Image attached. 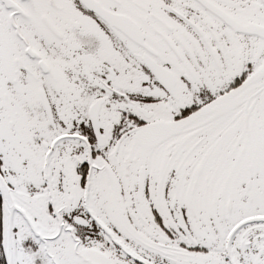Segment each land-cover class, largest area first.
I'll return each mask as SVG.
<instances>
[{
  "label": "snow or ice",
  "instance_id": "snow-or-ice-1",
  "mask_svg": "<svg viewBox=\"0 0 264 264\" xmlns=\"http://www.w3.org/2000/svg\"><path fill=\"white\" fill-rule=\"evenodd\" d=\"M0 264H264V0H0Z\"/></svg>",
  "mask_w": 264,
  "mask_h": 264
}]
</instances>
